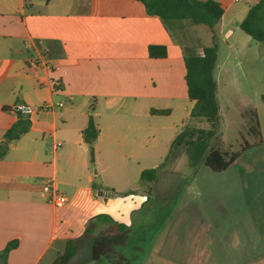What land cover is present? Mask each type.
Returning <instances> with one entry per match:
<instances>
[{
  "label": "crops",
  "instance_id": "0c3cea01",
  "mask_svg": "<svg viewBox=\"0 0 264 264\" xmlns=\"http://www.w3.org/2000/svg\"><path fill=\"white\" fill-rule=\"evenodd\" d=\"M215 1L224 10L216 27L224 43L260 0ZM193 45L184 46L137 0H0V143L18 120L14 109L26 107L31 120L0 160V253L17 242L0 264H42L50 253L45 264H53L68 240H76V254L84 249L95 225L98 247L130 242L131 224L116 214L118 195L136 198V187L157 185L175 139L190 124L194 102L184 59L204 49ZM150 47H165L167 56L151 58ZM38 58L51 68H34ZM90 114L99 131L94 163L83 139ZM151 169L156 180L142 182ZM48 180L63 187L64 208L50 205ZM180 239L157 238L153 255L179 257Z\"/></svg>",
  "mask_w": 264,
  "mask_h": 264
},
{
  "label": "rangeland",
  "instance_id": "374dc122",
  "mask_svg": "<svg viewBox=\"0 0 264 264\" xmlns=\"http://www.w3.org/2000/svg\"><path fill=\"white\" fill-rule=\"evenodd\" d=\"M230 28L234 35L228 40L224 37V43L216 32L218 63L223 65L222 72L216 73L220 112L215 135L202 144V155L200 144L173 150L157 185L146 189L152 191L147 193L148 202L141 201L147 192L141 186L134 189L136 198H127L122 191L116 214L120 221L130 222V242L98 247L99 229L91 226L83 240L84 249L69 264H124V259L129 264H264V45L236 25ZM174 34L184 46L194 44L197 52L213 44L205 25L182 22ZM252 111L257 115L260 137L248 133L254 125L249 117ZM188 127L194 130L195 144L210 130L202 120ZM246 145L249 148L242 150ZM216 146L240 154L220 173L204 164ZM63 190L58 187L59 192ZM125 205L133 210L129 216L122 214ZM167 234L181 238L179 257L153 255L157 238ZM51 258L52 253L42 264Z\"/></svg>",
  "mask_w": 264,
  "mask_h": 264
},
{
  "label": "trees",
  "instance_id": "16d2710c",
  "mask_svg": "<svg viewBox=\"0 0 264 264\" xmlns=\"http://www.w3.org/2000/svg\"><path fill=\"white\" fill-rule=\"evenodd\" d=\"M144 4L149 15L157 16L164 24L166 30L175 36L176 29H181L182 22H192L194 25H205L212 34L213 44L204 47L203 55L195 54L185 56L186 67V83L188 87V97L194 102V107L190 113V123L202 120L210 130L206 133V138H198V143L193 142L194 130L186 127L175 139L172 151L185 144L196 146L199 154L202 155V144H207L208 140L214 137L217 130L219 118V104L217 98V82L214 77L218 61V46L216 40V27L220 23L224 10L215 0L201 2L198 0H137ZM239 28L248 35L252 40L264 45V0L252 5L239 25ZM149 55L151 58H165L167 50L165 47H150ZM264 101V98L262 99ZM18 120L5 133L3 141L0 143V160H3L13 141L19 140L23 135L27 134L31 129L30 112L26 107L14 109ZM94 107L90 108L93 113ZM155 114H166L164 111H154ZM251 125L248 133L251 136L260 137L259 124L257 115L254 111L250 114ZM203 133L202 130H199ZM99 136L92 115L89 116L88 126L83 131L84 142L88 145L90 151L91 162L94 163L95 143ZM249 148L248 145L242 150ZM239 153H230L224 151L221 146L211 148L206 156L204 164L213 172H224L232 166L239 158ZM157 170H145L141 174V181L152 183L156 180ZM17 247L14 241L7 245L2 253H0V261L6 263L8 254ZM77 251L76 240H68L66 249L60 254L53 264H69Z\"/></svg>",
  "mask_w": 264,
  "mask_h": 264
},
{
  "label": "built area",
  "instance_id": "2783aa9c",
  "mask_svg": "<svg viewBox=\"0 0 264 264\" xmlns=\"http://www.w3.org/2000/svg\"><path fill=\"white\" fill-rule=\"evenodd\" d=\"M202 55L203 53L200 56ZM32 65L36 69H39V68L50 69L51 68L48 60L40 59V58L34 60ZM61 146L62 144L58 143L55 148L58 149ZM43 190L49 197L50 205L54 207L55 209H62L67 205L68 203L67 197L58 191L57 185L54 180L46 181L44 183Z\"/></svg>",
  "mask_w": 264,
  "mask_h": 264
}]
</instances>
